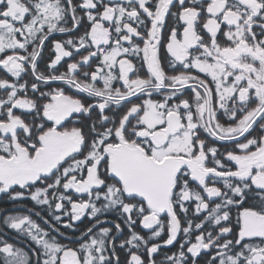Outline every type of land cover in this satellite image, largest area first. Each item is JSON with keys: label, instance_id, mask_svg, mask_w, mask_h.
Masks as SVG:
<instances>
[{"label": "snow or ice", "instance_id": "obj_1", "mask_svg": "<svg viewBox=\"0 0 264 264\" xmlns=\"http://www.w3.org/2000/svg\"><path fill=\"white\" fill-rule=\"evenodd\" d=\"M0 203V264H264V0H0Z\"/></svg>", "mask_w": 264, "mask_h": 264}, {"label": "trees", "instance_id": "obj_2", "mask_svg": "<svg viewBox=\"0 0 264 264\" xmlns=\"http://www.w3.org/2000/svg\"><path fill=\"white\" fill-rule=\"evenodd\" d=\"M47 51V50H46ZM27 205H28V207H33V204H32V202H30V201H26L25 202ZM0 207H11V205H7V204H3V203H0ZM38 211H41L42 213H44V210L43 209H37ZM45 215H46V213H44ZM34 219H38V218H36V217H33ZM85 225H86V222H85ZM83 227V226H82ZM14 242V241H13Z\"/></svg>", "mask_w": 264, "mask_h": 264}, {"label": "flooded vegetation", "instance_id": "obj_3", "mask_svg": "<svg viewBox=\"0 0 264 264\" xmlns=\"http://www.w3.org/2000/svg\"><path fill=\"white\" fill-rule=\"evenodd\" d=\"M85 222H86V224L88 223V221H87V220H85ZM10 242H13V241H10Z\"/></svg>", "mask_w": 264, "mask_h": 264}]
</instances>
